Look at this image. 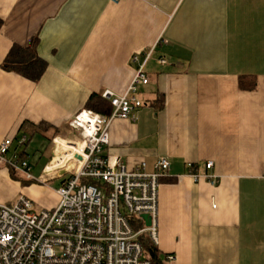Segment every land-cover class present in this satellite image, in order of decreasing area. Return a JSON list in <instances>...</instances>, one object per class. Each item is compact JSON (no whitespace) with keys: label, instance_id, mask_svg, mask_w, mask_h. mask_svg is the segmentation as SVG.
<instances>
[{"label":"crops","instance_id":"crops-1","mask_svg":"<svg viewBox=\"0 0 264 264\" xmlns=\"http://www.w3.org/2000/svg\"><path fill=\"white\" fill-rule=\"evenodd\" d=\"M32 41L45 64L36 80L0 68V142L31 176L12 179L1 161L0 203L55 206L66 143L79 140L68 120L91 94H122L151 49L136 118L110 120L102 154L145 172L167 158L161 264H264V0H0V64Z\"/></svg>","mask_w":264,"mask_h":264},{"label":"built area","instance_id":"built-area-1","mask_svg":"<svg viewBox=\"0 0 264 264\" xmlns=\"http://www.w3.org/2000/svg\"><path fill=\"white\" fill-rule=\"evenodd\" d=\"M150 52L143 53V62ZM143 62L122 94L108 89L100 93L110 106L109 114L82 109L68 120L67 127L78 133L79 140L66 143L73 151L63 163L69 166L62 165L67 176L54 189L58 199L53 208L35 210L31 199L23 195L11 203H0V264H152L137 235L145 233L156 246L158 179L166 174L168 160L158 157L154 171L145 172L143 163L128 169L117 156L102 154L110 120H134L142 105L134 92L136 84L147 82ZM25 140L21 137L17 143ZM10 143L9 138L0 142V162L30 179L26 160H6ZM211 166L210 161L204 164L206 169ZM190 176L194 181L199 177ZM201 177L211 184L218 181L214 174ZM143 215L148 225L134 230L129 217L143 221Z\"/></svg>","mask_w":264,"mask_h":264},{"label":"trees","instance_id":"trees-1","mask_svg":"<svg viewBox=\"0 0 264 264\" xmlns=\"http://www.w3.org/2000/svg\"><path fill=\"white\" fill-rule=\"evenodd\" d=\"M0 68L5 71L14 72L32 81L36 80L45 68V64L40 60L34 51V41L28 46L21 47L18 45H11L5 54ZM245 78H239V85L242 88ZM250 84L247 86L248 89L254 88V82L249 79ZM245 87V86H244ZM85 107L93 110L99 114L107 115L110 112V106L107 101L101 98L100 94H91L86 100ZM8 173L12 179L17 177L13 173V169L8 166ZM24 183L25 181H21ZM95 184V182H92ZM129 221L133 226L134 230H137L144 226V220L136 217H129ZM137 240L140 242L144 253L148 256L152 264H161L160 257L156 246L150 243L145 233L137 235Z\"/></svg>","mask_w":264,"mask_h":264},{"label":"water","instance_id":"water-1","mask_svg":"<svg viewBox=\"0 0 264 264\" xmlns=\"http://www.w3.org/2000/svg\"><path fill=\"white\" fill-rule=\"evenodd\" d=\"M78 158V157H77ZM142 218H143V220H144V223H145V225L147 226L148 225V218L145 216V215H143L142 216Z\"/></svg>","mask_w":264,"mask_h":264},{"label":"rangeland","instance_id":"rangeland-1","mask_svg":"<svg viewBox=\"0 0 264 264\" xmlns=\"http://www.w3.org/2000/svg\"><path fill=\"white\" fill-rule=\"evenodd\" d=\"M34 208H35V209H38V208L36 207V205H34Z\"/></svg>","mask_w":264,"mask_h":264}]
</instances>
